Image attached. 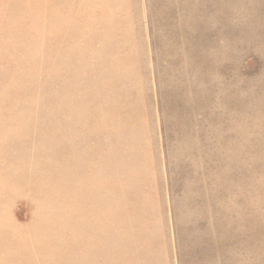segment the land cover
Masks as SVG:
<instances>
[{"label":"rangeland","instance_id":"rangeland-1","mask_svg":"<svg viewBox=\"0 0 264 264\" xmlns=\"http://www.w3.org/2000/svg\"><path fill=\"white\" fill-rule=\"evenodd\" d=\"M0 229L30 264H264V0H0Z\"/></svg>","mask_w":264,"mask_h":264},{"label":"bare ground","instance_id":"bare-ground-1","mask_svg":"<svg viewBox=\"0 0 264 264\" xmlns=\"http://www.w3.org/2000/svg\"><path fill=\"white\" fill-rule=\"evenodd\" d=\"M99 84V83H98ZM103 87H105V84L103 85ZM90 89H92V88H90ZM100 89V88H99ZM83 90V89H82ZM104 91V90H103ZM103 91H102V93H103ZM87 94V93H86ZM98 95V94H97ZM100 95V94H99ZM81 97V96H80ZM70 98H72V96L70 97ZM75 98V97H74ZM86 98H87V96H86ZM90 98V97H89ZM84 99H85V97H84ZM84 103V102H83ZM88 104V103H87ZM74 105V104H73ZM99 105V104H98ZM80 106H81V102H80ZM84 106V105H83ZM86 107V106H85ZM85 107L83 108V109H85ZM88 107H92V106H89L88 105ZM88 107H87V109H88ZM82 108V107H81ZM81 108H79V109H81ZM78 109V108H77ZM109 109V108H108ZM69 112L71 111V110H68ZM75 112H74V115H75V113L77 112L76 110H74ZM85 111V110H84ZM86 112H88L87 110L85 111V113ZM112 112V111H111ZM79 113V112H78ZM80 113H82V112H80ZM79 113V114H80ZM71 114V113H70ZM83 114H84V112H83ZM82 115V114H81ZM80 115V116H81ZM75 117H76V115H75ZM78 117V116H77ZM82 117V116H81ZM86 124V123H85ZM86 126V125H85ZM88 126V125H87ZM85 129H86V127H85ZM9 155V154H8ZM87 163V162H86ZM91 163V162H90ZM87 164H89V163H87ZM86 166V165H85ZM85 166H83L82 165V168L81 169H83V170H81V171H77V173H75L74 174V176H77V177H83V178H86L87 176H86V171H87V173H88V175H90L89 174V172H88V170H86L87 168H88V166H87V168H85ZM90 166V165H89ZM90 168V167H89ZM91 169H93L92 167H91ZM99 169V168H98ZM86 170V171H85ZM101 170V169H100ZM93 171V170H92ZM91 171V172H92ZM97 171V170H96ZM76 172V171H75ZM95 172V171H94ZM98 173V172H97ZM96 173V174H97ZM103 173V172H102ZM105 174V173H104ZM92 175V174H91ZM95 175V174H94ZM93 176V175H92ZM97 176H99V175H96V177ZM103 176H105V175H103ZM99 177H101V176H99ZM95 178V177H94ZM103 178V177H102ZM106 178H108V176L106 177ZM76 179H80V178H76ZM101 179V178H100ZM105 179V178H104ZM102 181V180H101ZM85 189H86V187H85ZM101 189V188H100ZM97 191H98V189H96ZM95 190V191H96ZM80 195V194H79ZM89 199H90V197H89ZM82 205V204H81ZM74 206V205H73ZM93 214V213H92ZM105 215V214H104ZM93 217V216H92ZM93 221V220H92ZM105 221V220H104ZM80 223V222H79ZM94 225V224H93ZM85 229H87L88 228V231L90 232H94L95 231V226H92V225H85V227H84ZM111 229V228H110ZM17 230V229H16ZM21 230V229H20ZM26 230H24V232H25ZM18 232V231H17ZM21 232V234H22V231H20ZM23 232V234L25 235V236H23V235H21L19 232V236H15V235H13L14 234V232H13V234H7L6 233V231L5 230H1L0 229V237H2V236H6V239H7V241H6V243H2L1 242V244H0V250H3V249H5V248H8V247H12V246H14V244L15 243H19V242H21V241H23V240H25V238H26V242H27V246H26V248L24 249V250H21L20 252H19V254H17V255H15L17 258H18V260H20L22 263H25V264H30V263H34L36 260H37V258H35V256L32 254V252L33 251H35V250H39V249H42V247L40 248L38 245H36V246H33V245H30V241H29V234H25ZM82 235H83V233H81ZM98 234V233H97ZM34 235H38V233L37 232H35L34 233ZM87 237V236H86ZM87 241H89V242H84L83 244H82V236H80V235H74V237H72V238H70V239H68L67 241H65L62 245H63V247L64 248H67V247H69V246H73L74 247V249H81V250H89V249H92V248H96V247H98V248H100L99 247V244L100 243H98L99 242V236H97V235H95L92 239H88ZM98 241V242H97ZM52 248V245H48L47 247H45V250H43V251H48L49 249H51ZM101 255H103V254H101Z\"/></svg>","mask_w":264,"mask_h":264}]
</instances>
